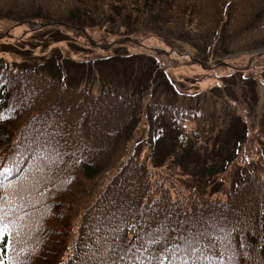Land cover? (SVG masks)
<instances>
[{"label": "trees", "instance_id": "obj_1", "mask_svg": "<svg viewBox=\"0 0 264 264\" xmlns=\"http://www.w3.org/2000/svg\"><path fill=\"white\" fill-rule=\"evenodd\" d=\"M184 35L234 98L155 93L184 53L169 36ZM53 49L78 64L125 50L157 75L73 84ZM260 57L264 0H0V200L17 233L5 259L264 264V130L252 149L236 123Z\"/></svg>", "mask_w": 264, "mask_h": 264}, {"label": "rangeland", "instance_id": "obj_2", "mask_svg": "<svg viewBox=\"0 0 264 264\" xmlns=\"http://www.w3.org/2000/svg\"><path fill=\"white\" fill-rule=\"evenodd\" d=\"M169 37L171 38V40L174 39L173 43L177 47L176 50H182V52L184 53L180 52L179 54H177L178 52H171V55L174 58L178 57L180 60H178V62H176V66L172 68H169V64L165 63L166 69H163V71L166 73L167 78L164 77L162 84H160L158 87H155L154 91L156 94L159 95L161 93H165V98H167L166 96H169V93H172L174 94V96L177 95L176 97H178V99H180L181 101H186L189 106H192V98H194L197 93L200 94L205 92L209 96L223 97L224 95H227L228 97L234 98L236 88V85L234 83L236 82L233 80L230 81L231 89H229L227 85L225 86V83L223 81L217 79V77L215 75H212L210 71L205 70L208 69V65L210 63H213L214 60H212V58L208 54L206 56H203L205 60H201L196 54L195 50L191 48L190 43L195 44V40L199 38L198 36L194 38L187 35L179 37ZM175 38L177 41H186L188 43L175 42ZM211 43L212 41L209 42L208 45H210ZM36 45L37 44H33V46ZM44 45L41 46L43 47ZM72 47L78 50L77 47ZM54 50L55 53H62L60 50ZM14 51L17 52L16 50ZM127 54L125 50H118L116 51V55L118 56V58L108 61L109 63L107 62L106 64V62L104 63L98 61L89 62L86 67L68 62L65 64L66 68L64 69L66 80L70 81V83L73 84H79V82H82L83 79L85 80L87 78L89 79L87 80L91 83L93 81H100V79H102L103 81H109L110 83L116 85L120 83L127 84L133 81V86H137V81L140 78H143L141 84L145 85L147 83L146 80L149 77H152L153 75V79L155 78L154 72H156V70L153 71V65L148 59H143V57H131ZM87 55L91 60H96L98 57L90 53H88ZM182 55L184 56L183 58ZM216 55H220L218 51ZM75 57L76 55L72 53H69L68 55V59L70 61L79 63V59L75 60ZM225 59L229 60L232 66H236L238 63L247 65L249 62L248 58L244 59L243 57L239 58L240 62L236 61V59L233 57H228ZM192 60L200 62L188 63V61ZM82 63L83 65H85L84 62ZM205 63L207 64L206 66ZM252 65L253 69L251 79L249 78L246 81L243 80L244 83L241 84L240 91L244 103L240 111H237L238 113L236 115V123L239 125L242 124L241 121L247 123L249 128L248 137L252 138V149H254V143L259 139L260 135L259 128H262L264 130V57L257 58L256 60H254V62H252ZM151 71L153 72L150 73ZM158 84L159 81L157 80L156 85ZM252 85H255L256 87V89L253 91L251 88ZM249 91H252L253 95L250 96L248 93ZM237 92H239V89L237 90ZM234 109L236 111V108ZM1 139H3V137Z\"/></svg>", "mask_w": 264, "mask_h": 264}, {"label": "snow or ice", "instance_id": "obj_3", "mask_svg": "<svg viewBox=\"0 0 264 264\" xmlns=\"http://www.w3.org/2000/svg\"><path fill=\"white\" fill-rule=\"evenodd\" d=\"M8 171V168L3 169L4 173ZM131 227L135 228V225H131ZM173 231H175V229H173ZM15 236H17V233L13 231L12 224L7 222V216L4 214L3 201L0 200V264H13V260L5 259V253L13 250V244L15 243L13 237ZM137 239H141L139 235ZM141 247H143V245H141ZM210 247L214 248L215 243L213 242ZM161 251V249L152 250L151 254L154 260L161 256Z\"/></svg>", "mask_w": 264, "mask_h": 264}]
</instances>
